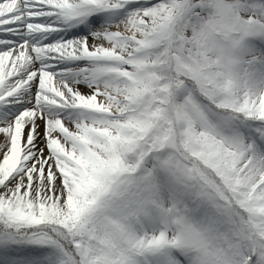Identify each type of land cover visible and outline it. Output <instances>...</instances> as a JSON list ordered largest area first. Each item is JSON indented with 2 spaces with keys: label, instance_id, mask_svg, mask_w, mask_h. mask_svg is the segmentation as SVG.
Returning a JSON list of instances; mask_svg holds the SVG:
<instances>
[{
  "label": "snow or ice",
  "instance_id": "1",
  "mask_svg": "<svg viewBox=\"0 0 264 264\" xmlns=\"http://www.w3.org/2000/svg\"><path fill=\"white\" fill-rule=\"evenodd\" d=\"M0 264H264V0H0Z\"/></svg>",
  "mask_w": 264,
  "mask_h": 264
}]
</instances>
